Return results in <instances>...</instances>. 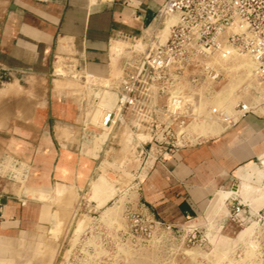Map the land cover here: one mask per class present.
<instances>
[{"label": "crops", "instance_id": "1", "mask_svg": "<svg viewBox=\"0 0 264 264\" xmlns=\"http://www.w3.org/2000/svg\"><path fill=\"white\" fill-rule=\"evenodd\" d=\"M163 3L0 0V93L24 85L40 90L60 74L87 73L105 79L113 66L114 40L153 34L155 25L161 23ZM39 100L42 106L35 112L19 113L12 111L13 105L18 109L27 104V96L0 98V105L10 104L11 109L0 111V123L5 121V127H0V168H31L24 177L29 188L0 173V264H50L42 255L50 207L38 197L42 189L38 177L47 171L50 185L57 186L62 182L56 170L63 150L75 155L80 151L75 102L60 96H41ZM65 104L68 112L62 110ZM85 129L81 151L88 150L93 137ZM262 155L264 117L249 114L234 127L152 166L138 185L139 203L163 223L176 225L197 219L206 213L217 191L232 187L242 178L240 174L253 169L249 163ZM30 192H36V197Z\"/></svg>", "mask_w": 264, "mask_h": 264}, {"label": "rangeland", "instance_id": "2", "mask_svg": "<svg viewBox=\"0 0 264 264\" xmlns=\"http://www.w3.org/2000/svg\"><path fill=\"white\" fill-rule=\"evenodd\" d=\"M161 20L162 23L155 25V32L165 39L169 33L167 25L173 18L167 16ZM124 45L119 41V48ZM118 49L112 43L114 70L118 65L115 56ZM216 58L222 68V79L212 84L211 93H206L208 86L205 85L198 89V93L203 98V107L225 106L231 111L240 99L250 96L243 83L254 68L248 63L254 60L251 55L239 51ZM239 59L246 60L242 63ZM75 74L69 77L54 75L52 81H46L40 90L24 85L21 89L8 91L7 88L0 93V98L11 95L28 97L27 104H20V108L13 105L12 111L19 113L35 112L42 106L39 102L41 96L70 97L75 102L73 110L77 114L76 139L80 151L75 155L63 150L56 170L62 182L57 186L53 184V188L50 185L49 194L38 195L50 207L45 222L46 247L42 252L45 259H50V264H264V247L253 249L244 245L248 238L254 240L252 228L234 225L228 216L232 197L245 199L254 207L264 204V164L258 160L249 163L253 169L240 174L242 178L236 182L240 187L224 189L231 193L218 208H212L210 202L201 217L170 228L167 224L157 223L140 205L136 191V183L142 176L139 165L143 156L126 148L128 138L120 136L118 129L99 127L103 109L113 104L114 96L101 97L98 111L91 113L90 120L86 115L90 113V90L84 85V77L79 73L73 77ZM0 106V111H11L10 104ZM61 106L62 110L69 111L67 104ZM261 111L264 108L258 113ZM4 122L0 127H5ZM83 128L93 135L87 151H81L85 139ZM210 129L218 134L223 128L220 123H214ZM118 143L122 145L121 149ZM261 158L264 163V155ZM73 159L76 160L72 162ZM29 170L31 168L7 165L0 168V173L21 187H27L24 177ZM58 171L61 175L57 174ZM244 183L255 189H241ZM30 195L36 197V192H30Z\"/></svg>", "mask_w": 264, "mask_h": 264}, {"label": "built area", "instance_id": "3", "mask_svg": "<svg viewBox=\"0 0 264 264\" xmlns=\"http://www.w3.org/2000/svg\"><path fill=\"white\" fill-rule=\"evenodd\" d=\"M159 14L160 22L163 17L173 18L165 39L156 32L147 38H123L125 45L115 54L117 68L112 66L105 82L79 74L91 94L86 114L90 120L101 97L114 96L113 104L103 109L99 127L118 129L120 136L128 138L126 148L143 156L136 191L152 166L201 143L206 134L215 135L210 129L214 123L226 130L249 114L264 117V111L258 113L264 108V0H164ZM232 51L247 53L254 60L243 83L250 96L240 99L231 111L225 106L205 108L198 89L205 85L206 93H211L212 84L223 77L216 57ZM117 146L122 148L120 143ZM257 160L264 164L261 156ZM228 216L234 225L252 228L254 240L248 238L245 247H264V204L254 207L235 196ZM1 217L0 201V223Z\"/></svg>", "mask_w": 264, "mask_h": 264}, {"label": "bare ground", "instance_id": "4", "mask_svg": "<svg viewBox=\"0 0 264 264\" xmlns=\"http://www.w3.org/2000/svg\"><path fill=\"white\" fill-rule=\"evenodd\" d=\"M116 39V38H115ZM115 44V48L117 47V49L120 47L119 46V41L118 40H114V42H113V45ZM120 49V48H119ZM118 49V50H119ZM252 57V56H251ZM244 60H246V59H244ZM244 60L243 59H239V61H241L242 63L244 62ZM249 61H250V59H248ZM248 65H249V67L250 68H252V67H254V61H252V59H251V61L248 63ZM247 65V66H248ZM103 80V81H102ZM101 81L102 82H104L105 81V79H102ZM96 111H98V109L97 110H95V112ZM39 175H37V177H38ZM38 178H40V180H41V185H43V187H42V189L40 190V194H43L44 192H50V183H49V179H48V173H47V171H45V172H43V175H41V176H39ZM39 180V179H38ZM238 187H240V186H235L232 190H235V189H237ZM254 186H252V185H250V184H247V183H244L243 185H242V187H241V189H243V190H252V189H255V187L253 188ZM257 189V188H256ZM231 192L230 191H228V190H222V191H219V192H217L214 196H213V198H212V201H211V207L212 208H218L223 202H224V200L226 199V197L230 194ZM49 194V193H48ZM246 231V230H245Z\"/></svg>", "mask_w": 264, "mask_h": 264}]
</instances>
